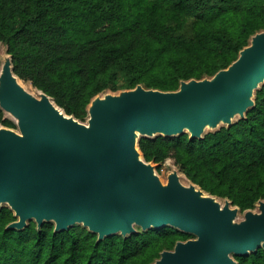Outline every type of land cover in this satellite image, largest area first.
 <instances>
[{"label": "trees", "instance_id": "obj_1", "mask_svg": "<svg viewBox=\"0 0 264 264\" xmlns=\"http://www.w3.org/2000/svg\"><path fill=\"white\" fill-rule=\"evenodd\" d=\"M263 30L264 0H0V47L6 44L14 73L83 122L100 93L138 84L170 91L213 76ZM0 125L17 126L1 107ZM138 144L157 170L171 161L207 193L242 212L254 209L264 199V83L231 126ZM16 219L7 205L0 209V264H150L194 237L166 226L98 240L81 224L55 232L54 222L38 229L34 220L7 229ZM235 259L264 264V249Z\"/></svg>", "mask_w": 264, "mask_h": 264}, {"label": "water", "instance_id": "obj_2", "mask_svg": "<svg viewBox=\"0 0 264 264\" xmlns=\"http://www.w3.org/2000/svg\"><path fill=\"white\" fill-rule=\"evenodd\" d=\"M0 61V107L18 127L0 125V209L7 205L17 217L7 229L34 220L38 229L54 222L55 232L81 224L98 240L137 227L194 235L150 264H238L236 255L264 249V199L242 212L183 183L178 168L164 182L138 144L140 137L185 132L202 138L207 129L245 118L264 83V30L211 77L182 80L170 91L138 84L96 95L85 122L44 91L26 89L10 54L0 53Z\"/></svg>", "mask_w": 264, "mask_h": 264}, {"label": "rangeland", "instance_id": "obj_3", "mask_svg": "<svg viewBox=\"0 0 264 264\" xmlns=\"http://www.w3.org/2000/svg\"><path fill=\"white\" fill-rule=\"evenodd\" d=\"M7 52V47H6V44L5 43H1V47H0V53L1 54H5ZM6 116L8 117V118H10V119H12L15 123H16V121H15V119H13V117L11 116V115H9V114H6ZM238 119V117L235 119V121ZM234 121V122H235ZM222 126H224L223 124H221ZM221 125L219 126V128L221 127ZM13 129H15V130H17L18 131V127L16 126L15 128H13ZM211 129H207V131H210ZM175 168H177L176 166H174L173 164H172V162L171 161H167L164 165H163V167H162V169L159 171V170H157V173L160 175V177H161V179L164 181V182H166L167 181V176H168V174L173 170V169H175ZM180 175H181V180L183 181V183H185V184H187L188 182H190L181 172H180ZM255 210H257V209H255ZM243 218V214H241L240 216H238V218H237V220H241Z\"/></svg>", "mask_w": 264, "mask_h": 264}, {"label": "bare ground", "instance_id": "obj_4", "mask_svg": "<svg viewBox=\"0 0 264 264\" xmlns=\"http://www.w3.org/2000/svg\"><path fill=\"white\" fill-rule=\"evenodd\" d=\"M21 82V84L26 88L28 89L29 91L33 92L34 94H37L36 92L37 89L30 83V82H25L24 80H19ZM31 85V86H30Z\"/></svg>", "mask_w": 264, "mask_h": 264}]
</instances>
